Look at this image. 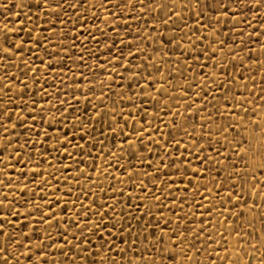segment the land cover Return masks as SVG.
I'll return each mask as SVG.
<instances>
[{"label":"snow or ice","instance_id":"6c2138e0","mask_svg":"<svg viewBox=\"0 0 264 264\" xmlns=\"http://www.w3.org/2000/svg\"><path fill=\"white\" fill-rule=\"evenodd\" d=\"M26 7L48 21L51 33L45 36L39 30L27 49L23 40L8 39L23 27L21 12ZM15 8L19 27L5 23L0 30V68L4 69L0 81L7 82L0 84V173L5 176L0 179V264H264V120L257 118V110L264 111V94L255 108L238 114L241 102L247 106L255 100L235 94L247 88V83H238L227 71L248 67L244 60L257 48L243 56L239 53L255 42L260 60L257 63L253 57L251 63L261 69L264 80V0H36L31 4L18 0ZM0 9L13 14L11 4L0 3ZM90 9H95L91 15ZM146 15L133 34L130 21L139 25ZM24 16L32 21L28 13ZM85 17L90 27L84 25ZM98 19L103 28L94 23ZM222 25H230V41L218 36ZM161 26L170 31L161 32ZM33 27L40 26L33 21ZM31 36V30L26 31L25 39ZM141 39L149 42L155 57L138 46ZM88 43L94 48L87 47ZM37 47L49 58L40 60L46 70L53 68L57 52L61 56L55 63L62 68L63 60L71 59L70 53L79 49L81 54L71 62L83 64L88 72L77 70L72 78L80 95L73 96L67 82L63 99L59 87L51 94L39 89L59 119L55 115L44 119L43 103L39 109L35 100L25 105L27 78L21 81L8 71L12 57L22 60V50L26 53ZM101 50L109 54L103 60ZM85 55L92 59V69ZM35 57L33 53L31 60L24 61L33 80L41 70L33 67ZM177 72L182 85L173 83ZM52 74L64 75L62 71ZM13 82L21 87L14 88ZM120 82L126 87L121 88ZM113 83L120 90L113 89ZM251 83L255 85V80ZM124 92L130 95L125 97ZM17 94L19 105L12 99ZM69 96L77 104L83 96L84 110L73 108ZM10 105L17 112L11 124L7 123L13 120ZM217 115L224 123H215ZM229 116L231 121L226 119ZM38 123L46 126L43 132L34 128ZM257 130L259 140L254 147ZM229 131L235 134L231 138ZM21 135L24 143L14 144ZM33 135L40 139H31ZM33 148L35 163L44 165L47 160L48 166L28 169L26 180H31L32 189L25 184L17 191L20 181L13 184L8 173L20 162L21 154L30 160ZM74 152L78 155L73 156ZM49 155L58 165L62 156L68 162L52 167ZM97 157L101 165L96 164ZM23 175L21 168L17 177ZM101 177L108 180L107 186ZM61 184L66 187L62 189ZM36 188L43 193L36 194V203L24 198V192ZM96 189L101 195L109 193L108 198H98ZM173 223L175 227H169ZM201 249L203 260H198Z\"/></svg>","mask_w":264,"mask_h":264},{"label":"rangeland","instance_id":"374dc122","mask_svg":"<svg viewBox=\"0 0 264 264\" xmlns=\"http://www.w3.org/2000/svg\"><path fill=\"white\" fill-rule=\"evenodd\" d=\"M16 2H18V0H0V3L11 4L12 13H13L12 15H10L7 11H4L3 9H0V30L3 29L5 23H7L10 28H18L19 27V22L15 21V16H14V13L19 11L18 9L15 8V3ZM35 2H36V0H27V3H29V4L35 3ZM94 11H95V9H90L89 10V15H91V13L94 12ZM113 11H115V10H113ZM25 13H28L29 15L32 16V21H29V20H27L25 18V16H24ZM257 14L259 15V11H257ZM245 15H249V13L246 12ZM69 16L72 19H75V15L74 14L69 13ZM102 18L103 17H101V19ZM127 18H128L127 16L122 17V19H127ZM21 19L24 20L23 27L20 28L18 35L13 36V35L9 34L8 39L10 41L23 40L24 44H25V48L27 49V48L30 47L29 41L32 40V37L36 36V34H37V32L39 30L43 29L44 31H43L42 34L45 35V36L51 34L50 31L48 30V21L40 19L39 16L36 14V10L35 9H32L31 13H29L28 8L27 7L24 8L23 11L21 12ZM145 19H147V15L140 20L139 25L137 23H134V22L130 21L131 27L133 29V34H134L135 30L140 25L144 24V20ZM33 21L35 22L36 25H39L40 27L39 28L33 27ZM83 23H84V25L86 27H90L89 21L87 20L86 17L83 18ZM94 23L98 24L101 28L104 27V25L102 23H100L99 19L95 20ZM109 23H111V21ZM252 23L255 25V24H257V21L253 20ZM148 24L151 25L152 24V20L149 19L148 20ZM70 26H71L70 23L66 24V27H70ZM77 26L79 27V24ZM213 27H215V25H213ZM229 27H230V25H222L221 29H220V31L218 33V36L220 38H222V39H225L226 41H230L231 38H232V33L229 32ZM28 30H31L32 36L28 37L27 39H25V33ZM55 30L57 31V35H59L60 25L57 24ZM160 31L164 32V33H167L168 31H170V29H167V28H164L163 26H161ZM259 31H260V29L257 28V32H259ZM244 32H245V34H247L249 32V29L245 28ZM224 33H228V35L225 36ZM197 35H200V33L198 32ZM128 38L132 39V36L130 35ZM53 39L55 40L56 37H53ZM239 39H240V37L236 36L237 43H239ZM261 39H264V37H261ZM0 42H2V37H0ZM57 42H59V41H57ZM137 43H138V46L141 49H143L144 53H147L149 56H154V57L156 56V53L152 52L151 48L148 46V44H149L148 41H144V40L141 39V40L137 41ZM200 46L203 47V45H200ZM227 46L228 45H226V47ZM87 47L94 48V45H92L91 43H88ZM250 48H257V51L253 54V56H250V57H248V58H246L244 60V64L246 66H248L246 69L245 68H241L239 70V72H234L231 67H229L227 69V71L229 73H231L233 76L236 77V80H237L238 83H240V82L247 83V88L237 89L235 94L238 95V96L242 95L243 98L246 99V100H255V104L247 105V106H245V104L243 102H241V107H240V109L237 110L238 114H242L247 108H255L257 104H260L259 96L261 94H264V93L261 92V89H264V80H262L261 69L259 67H255L251 63L253 57H255L257 63H259V60H260V52H259V49L257 47V43L253 42V43L248 44L246 46V48H245V51L244 52H240L239 54L241 56L245 55V52H247L248 49H250ZM33 53L36 54L35 63L33 64V67H39L41 69L40 72L35 74L36 75V79L35 80L32 79L31 68L26 69L25 68V63H24V61L31 60V58L33 56ZM22 54H23V59L22 60H18L16 57H12L11 63H12L13 66L10 69H8V71L11 72L14 77H18L21 81H24L27 78V90L23 94V100H24L25 105L28 104L30 99L31 100H35L36 104H37V108L39 109L41 103H43V105L45 106L44 110H43V113H42L43 118L44 119H49L52 115H55L59 119V113H54L48 108V103H49L48 100H46V99L42 100V98H41L42 94L39 91V89L45 88L51 94V93H54L57 90V87H59L61 89V97L60 98L63 99V98H65V95H64L65 82H67L70 85V87H71V91L73 93V96L80 95L75 90V82L76 81H73L72 78H73L74 74L77 72V70H79L84 75H88V72L84 69L83 64H73L71 62L72 59H75L77 55L81 54L80 50L77 49L76 51L71 52L70 53L71 59H64L62 68L58 67L56 65V63H55V61L57 59H59V57L61 56V53L57 52L56 57H53V68L51 70H46L45 67L40 64L41 58L45 62H47L49 58L47 56H44L43 53L40 52L39 47L34 48V49H32V51H28L26 53H24L23 50H22ZM108 55L109 54L106 51L101 50L100 53H99L100 60H103ZM219 55H220V53L218 52V58H219ZM84 58H85V61L88 64V68L92 69V67H93L92 59L89 56H87V55H85ZM203 59L204 58L201 57V60H203ZM224 59H225V61H228L229 63H231L230 58L228 56H225ZM135 63L139 64L140 63V58H137ZM211 63H212L211 61H208V66H210ZM97 64H99V61L97 62ZM172 66L175 67V63H173ZM208 66L205 67V71L206 72L209 70ZM5 67H7V65H5ZM17 69H19L20 71H17ZM21 71H25L26 72V76L25 75H20ZM61 71L64 73V75L53 76V74H52L53 72L60 73ZM3 73H4V69L0 68V77H2ZM125 75H127V73H125ZM155 75L158 77L159 73H157ZM179 76H180V73L177 72L176 73L177 79L173 81L174 85H182L183 84V80L179 79ZM190 76H191V72H189L187 74L186 78H190ZM252 80H255V85H253L251 83ZM45 81H47V82H45ZM117 81H119V77H117ZM2 83H7V82L6 81H0V84H2ZM142 83H143V81H142ZM81 84H82V81H81ZM120 84H121V88L126 87V85L123 82H120ZM13 87L14 88H20L21 85H17V84H15L13 82ZM112 87H113V89H116V83H113ZM165 87H167V85H165ZM116 90H120V89H116ZM169 91H171V89H169ZM249 92H251L252 94L249 95ZM8 95L12 96V88L9 89ZM96 95H99V92H96ZM128 95H130V93L124 92V96L125 97L128 96ZM176 95L177 96L179 95V90H177ZM73 96L67 97V99L71 102L72 107L73 108L80 107L81 111H83L84 110V99H83V96H81L79 104L76 103V101L73 99ZM2 97H3V93L0 92V99H2ZM111 98L114 100L115 96H112ZM12 99H13V103H15L17 105L20 104L21 97H20L19 94H17L16 96H13ZM55 99L56 98L53 96V101L54 102H55ZM137 103H139V101H137ZM197 103H199V101H197ZM65 107H69V104L66 103ZM227 108L230 109L231 108V104H229L227 106ZM9 109H10V111L12 113L13 120L12 121H8L7 123L11 124L13 121H15L17 112H16V110L14 108H12L11 105L9 106ZM29 110H31V109H29ZM60 111L62 112L63 109H60ZM151 111H152V109L150 108L149 112H151ZM85 115H87V113H85ZM199 115L200 114L198 113L197 114V119L199 118ZM257 118L264 120V111L257 110ZM81 119H83V117H81ZM213 119H214L215 123H217V124L224 123V121L221 120L219 115L214 116ZM226 119L231 121L233 119V117L229 116V117H226ZM37 120L38 121L40 120V115H37ZM68 121H69V128L71 130V121H72V116L71 115L68 116ZM25 123L27 124L28 121H25ZM61 126H63V125L61 124ZM45 127H46L45 125L39 124V123L34 126V128L39 129L41 132L44 131ZM205 127H207V126H205ZM50 131L54 133L56 131V128L53 127ZM20 132H21V130L18 128L17 129V134H20ZM0 133H2V128H0ZM228 135H229V138H231L235 134L232 133L231 131H229ZM30 138L34 139V140H39L40 139L39 137L34 136V135L31 136ZM76 139H78V137ZM87 139L88 138L85 137V140H87ZM109 140H111L110 137H109ZM257 140H259V131L258 130L256 132V139H254L252 141L254 147L257 146ZM13 143L14 144H17V143L22 144V143H24L23 135H21V138H20L19 141L14 139ZM51 143H52L51 141L48 142L49 154L52 152ZM81 143H83V142H81ZM39 146L41 148H43V145H39ZM89 147H90V145H89ZM225 147H228V146L226 145ZM17 151H21L19 149V147H17ZM69 151H71V150L69 149ZM221 151L223 152L224 149H221ZM35 152H36V149L33 148L32 149V153L33 154L31 156L30 160L24 154H21L20 157H19V161L20 162L14 164L13 167H12V171L8 173V176L11 178V182L13 184H15L16 180L19 179L20 184L17 185V191H20V189L25 184H27V187L29 189H32L31 180L30 179L26 180V177H29V175H30L29 172H28V169L33 168V167L45 168V167L48 166V161L47 160L45 161L44 165H38V164L35 163V161L37 160V156H36ZM60 152H63V149H61ZM12 155L15 156L16 153H12ZM76 155H78V154L74 152L73 156H76ZM79 155L82 156L83 153H80ZM250 155H251V153H250ZM254 159L258 162L259 157H255ZM49 160L51 161L52 167H59L60 165L65 164V163L68 162L66 156H62L61 157L59 165L57 164V161H56V159H55V157L53 155H49ZM123 162H124L123 160L120 161V163H123ZM89 163H90V160H89ZM96 164L97 165H101V160H100L99 157L96 158ZM241 164H243V161H241ZM21 168L24 169V175L17 177V171L19 169H21ZM49 171H51V169H49ZM41 174H43V173H41ZM92 174L95 177V175H96L95 170L92 171ZM4 178H5V176L2 173H0V179H4ZM218 179H220V177H218ZM101 180L103 181V185L107 186L108 180L105 179L104 177H101ZM41 187H43V185ZM60 187L63 189L64 187H66V185L61 184ZM73 191H75V189H73ZM96 192H97L98 198H108V196H109V193H104V194L101 195V193L99 192V189H96ZM37 193L43 195V193L41 192V189L40 188H36V189H33L31 193L24 192L23 196H24L25 199H29L30 198L33 203H36L37 202V195H36ZM52 195H53V193L49 189L48 197H51ZM109 202H111V201L109 200ZM33 214L35 215L36 213L34 212ZM165 215L168 216V215H170V213L166 212ZM252 215H255V213L254 212L253 213H249V216H252ZM173 220H174V217H173ZM190 226H193V225H190ZM255 226L257 228L260 227V223H259L258 219L256 221V225ZM169 227H175V224L173 223ZM224 234L227 235V232H225ZM251 242H253V241H250V243ZM177 247H180V245H177ZM218 251L220 252L221 255H224L223 249H218ZM149 255H151V254L149 253ZM203 255H204L203 254V249H201V255L199 257H197V259L198 260H203ZM212 255H213V257H215V253H212ZM55 258H56V254L53 253L52 254V259L55 260ZM118 259H119V257H118ZM209 264H211V262H209ZM226 264H228V262H226Z\"/></svg>","mask_w":264,"mask_h":264}]
</instances>
